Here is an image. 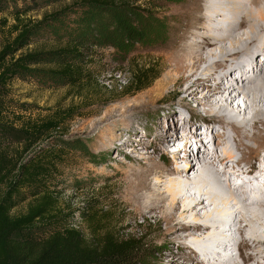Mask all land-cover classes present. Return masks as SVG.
I'll list each match as a JSON object with an SVG mask.
<instances>
[{"label": "rangeland", "instance_id": "374dc122", "mask_svg": "<svg viewBox=\"0 0 264 264\" xmlns=\"http://www.w3.org/2000/svg\"><path fill=\"white\" fill-rule=\"evenodd\" d=\"M76 1L0 0V51L8 39L9 27L14 23V11L28 9L27 17L40 20L44 15ZM121 1L118 0L114 8L104 10L95 7L77 8L64 22L43 29L39 34V42L20 51L18 55L39 49L57 48L68 39L78 37L79 31L84 28H89L94 33L92 41L86 44L91 49L85 65L91 73L92 80L89 84H84L78 91L66 86L48 72L54 65L32 66L35 69L32 75L18 78L9 86L8 114L11 121L20 126V121L39 119L50 113L51 109L80 106V116L68 124L67 134L59 133L57 135L60 137L56 138V141L62 139L67 142L61 143V147H65L69 155L65 164L60 167L57 180L62 191L59 198L61 206L65 209L87 208L101 202L108 213L110 211L115 215L113 222L117 224L114 228L120 235L140 237L144 233L151 234L148 237L150 247L142 252L144 264H196L197 258H191L192 240H179L180 229L169 231L161 218L164 204L155 212L147 209L156 198H153V193L163 190L162 186H155L156 173L151 167L153 162L162 161L170 168L194 172V166L188 167L182 160H175L181 156L175 157L169 149V145L175 144V139L173 144L169 143L172 137L167 140L168 136H172L167 133V125H175L173 135L185 133L188 135V142L204 144L201 146L204 150H200L201 156H204V152L205 157L210 152H215L213 158H219L218 166L213 168L216 169L215 172H220L223 165L220 156L226 143L220 133L222 129L217 128V120L211 122V116H217L207 114V109L204 112L195 99L183 102L181 95L174 94L170 80L163 83V90L158 93L161 83L168 79L171 72L172 52L185 47L194 37L191 34L195 31L185 29L184 25L194 15L193 12L202 15L207 0ZM6 19L8 24L4 27L3 21ZM149 65L157 66L159 78L142 91H127L136 68L143 69ZM259 66V62L256 63V68L259 69ZM113 70L123 71L122 75L127 79L128 83L122 89L117 86V81H110L108 77L104 79ZM231 70L232 68L227 70L229 77L226 79L233 81ZM104 81H109L110 86H106ZM205 90L202 88L200 93ZM144 102H149L147 108ZM178 111L184 114L183 120L174 117L179 115ZM242 118L251 117L248 113H243ZM204 126H211L213 130H203ZM161 130H164L163 135L159 133ZM215 133L217 135H213ZM5 137L8 138L4 143L5 150L10 156L18 158L24 149L25 136L19 130H14ZM182 140L185 142L186 139ZM51 142L53 141H41L22 155L26 160L34 157L40 150L47 149ZM138 147L140 148L136 152H131ZM198 148L200 147L192 148L193 157L194 150L198 151ZM128 150H131V155ZM262 151L263 156L264 148ZM187 154L189 153L186 151L184 155ZM239 156L237 153V157ZM260 165L263 166L262 163L258 164L259 168ZM133 171L143 172L144 175L137 178L132 176ZM223 172H233L232 167L226 166ZM139 180L145 183L137 191ZM228 181L232 183L229 178ZM26 208L27 203L15 209L14 213H23ZM234 220L237 221V218ZM77 225L83 231L88 230L87 221L81 217ZM181 254L186 257L185 260L181 259ZM234 258V264H243L241 258Z\"/></svg>", "mask_w": 264, "mask_h": 264}, {"label": "bare ground", "instance_id": "6f19581e", "mask_svg": "<svg viewBox=\"0 0 264 264\" xmlns=\"http://www.w3.org/2000/svg\"><path fill=\"white\" fill-rule=\"evenodd\" d=\"M206 3L202 15L193 12L194 15L184 25L185 29L195 31L191 34L194 37L185 47L172 52L171 72L168 79L161 83L158 93L162 92L163 83L170 80L174 94L181 95L183 102L195 99L204 112L207 109V114L217 116H211L213 120L210 121L217 120L220 126L217 128L222 129L220 133L226 143L220 161L225 168L231 166L233 171L223 174L231 181L238 176L253 177L252 180L261 182L259 192L263 198L243 205L229 190L224 189V185L214 175L220 172L213 169L219 161L218 157L213 158V151L210 155L206 153V158L210 160L211 170L208 172L219 194L212 192L196 174L193 162L205 157V152L201 156L202 149L198 148V155L193 157L192 150H187L188 135L183 133L174 135L173 139L176 145L182 138L186 139L182 152L185 154L187 151L189 154L183 155L182 160L186 161L188 167L194 166V172L170 168L162 161L153 162L151 167L156 173L155 186H162L163 190L153 193V198H156L147 210L155 212L164 204L161 218L169 231L180 229L179 240H192L191 258H197L196 264L218 260L214 245L221 237L233 235L223 227L224 223L235 224L241 238L239 242H229V246L236 248L238 254H222L225 261L217 264H234L235 256L241 258L243 264H264V73L260 66L256 68V63L264 64V0H207ZM231 68L234 70L233 75L238 74L241 80L246 73L253 74L248 88H240L236 83L231 84L230 88L223 86L222 82L229 77L227 70ZM202 88L206 90L200 93ZM148 103L144 102L146 108ZM178 113L174 117L183 120L184 114L181 111ZM243 113H248L251 118L243 119ZM204 129L213 130L211 126H204ZM162 131H159L161 135L164 133ZM139 148L128 152H136ZM180 153L176 157H180ZM261 163L263 166L260 165V169L258 164ZM142 173L133 171L132 176L139 178L144 175ZM144 183L139 180L137 191L143 188ZM227 188L234 191L230 181L227 182ZM181 256V259H186L183 254Z\"/></svg>", "mask_w": 264, "mask_h": 264}, {"label": "trees", "instance_id": "16d2710c", "mask_svg": "<svg viewBox=\"0 0 264 264\" xmlns=\"http://www.w3.org/2000/svg\"><path fill=\"white\" fill-rule=\"evenodd\" d=\"M117 2L77 0L40 20L27 17L28 9L12 13L14 23L9 27L8 39L0 51V264H144L142 252L150 247L148 237L151 234L144 233L140 237L120 235L114 228L117 224L114 223L115 215L108 213L101 202L74 209H65L60 204L62 191L57 180L60 167L69 155L65 147H61V143L67 142L56 141V138L60 137L59 133L67 134L68 124L80 116V106L51 109L39 119L20 121V126L11 121L7 109L9 86L18 78L32 75L35 65H54L48 72L72 89L80 91L84 84H89L91 73L85 65L91 49L86 44L94 37L89 28L79 31L78 37L68 39L57 48L18 53L39 42L43 29L64 22L75 9L95 7L104 10L114 8ZM3 23L7 26V19ZM156 72V65L137 67L127 91L134 93L147 88L159 78L160 73ZM167 127V133L172 134L168 136L169 141L174 136L175 125ZM14 130H19L26 140L18 158L10 156L4 148L8 139L5 136ZM41 141L53 142L26 160L22 154H27ZM194 146L202 149L203 145L189 142L187 150L191 152ZM25 203V212L14 213ZM79 217L87 221V231L77 228Z\"/></svg>", "mask_w": 264, "mask_h": 264}, {"label": "built area", "instance_id": "2783aa9c", "mask_svg": "<svg viewBox=\"0 0 264 264\" xmlns=\"http://www.w3.org/2000/svg\"><path fill=\"white\" fill-rule=\"evenodd\" d=\"M122 74H124L123 73V71H119V70H113V71H111V73H109V74H107V75H105L106 77L104 78V79H106L107 77L108 78H110V81H117L118 83H117V86H119L121 89L123 88V87H125L126 85H127V83H126V77L125 76H123ZM102 81V80H101ZM109 81H104V83L106 84V86H110L109 85V83H108ZM111 89H112V87H110ZM77 228H81V227H77Z\"/></svg>", "mask_w": 264, "mask_h": 264}]
</instances>
